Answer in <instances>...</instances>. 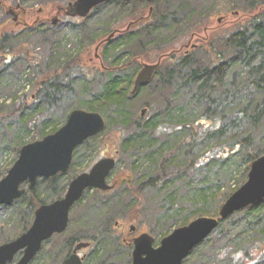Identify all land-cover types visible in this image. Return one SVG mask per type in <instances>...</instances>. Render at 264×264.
I'll return each instance as SVG.
<instances>
[{
  "label": "trees",
  "instance_id": "1",
  "mask_svg": "<svg viewBox=\"0 0 264 264\" xmlns=\"http://www.w3.org/2000/svg\"><path fill=\"white\" fill-rule=\"evenodd\" d=\"M107 3L130 5L127 15L133 16L135 23L134 27L131 22L128 29L119 30L120 38L99 42L103 60L100 70H84L79 51L60 49L56 43L49 48L46 66L29 96L24 95L16 103L18 96L14 93L13 99L9 98L10 104L3 105L0 101L3 142L5 137L12 139L15 132L21 131L34 132L41 139L59 126L51 128L48 119L51 117L41 113L37 108L39 102H51L61 94L62 86L66 89L78 83L82 94L72 109L96 111L104 117L105 128L111 129L104 145L109 142L117 145L115 167L122 164L125 174L128 173L114 179L110 190H86L74 204L71 210L78 208L79 214L76 220L69 219L74 229L68 232L67 226L63 233L55 234L62 244V251L54 258L55 264H62L68 249L78 242L89 243L90 252L82 264H129L131 246L117 242L112 230L115 220L131 216L145 220L150 213L152 220H174L171 216L177 215L182 217L174 225L181 226L198 216L217 217L222 202L245 181L249 164L264 153V147L257 149L264 140V0H152L151 4L111 1L93 8L84 20ZM142 5L152 7L146 16L140 13ZM228 9L247 17L237 20L231 32L212 34L202 47L169 55L171 64L165 67L160 64L148 83L156 77L157 86L151 88L156 100L141 104L149 114L146 117L139 114L135 100L147 86L131 93L139 67L135 53L176 41L177 35L166 37L165 30L172 32L177 28L182 36L192 34L206 25L212 14ZM80 26L82 33L92 35L94 29L90 26ZM22 29L18 33L22 39L19 47L0 39V69L17 59L38 66L41 58L30 51V35L50 44L58 42L56 25L51 24L49 33L39 30L37 25ZM87 39L90 44L94 41L92 36ZM114 48L121 50L114 53ZM130 58L137 63L133 70L131 61L128 62ZM27 101L34 103L30 105ZM20 139L18 149L36 140ZM240 158L245 172L243 181L236 182L231 179L230 168ZM73 159L74 154L70 166ZM59 176L48 178L53 194L48 202L36 185L31 190L26 188L21 198L13 202L20 205V228L11 238L27 230L38 206L64 195L65 191L56 189ZM220 183L233 185V189L219 194ZM5 207L0 205V209ZM263 215L264 200L220 220L183 262L190 258L192 264H264ZM164 225L169 230L170 224ZM155 226L161 229L163 225ZM9 238H3L0 233V244L10 241ZM99 246H108V250L100 254ZM19 255L20 252L15 258ZM45 262L50 264L52 259L46 258Z\"/></svg>",
  "mask_w": 264,
  "mask_h": 264
},
{
  "label": "rangeland",
  "instance_id": "2",
  "mask_svg": "<svg viewBox=\"0 0 264 264\" xmlns=\"http://www.w3.org/2000/svg\"><path fill=\"white\" fill-rule=\"evenodd\" d=\"M73 1L74 0H0V39L6 43L13 45L14 47H19L21 45L22 39L18 37V33L23 31V27L37 25L39 30H46L47 33H49L52 20L55 19L57 16V8H65L68 3ZM130 8V5L121 6L113 3H107L99 7L96 11L92 13V15L90 14L88 19L86 20L73 17H65L59 14V23L56 25L59 31L58 42H51L53 44H50L49 42H44L36 36H34L35 38H33V36L30 35V51L34 55L39 56L41 59H39L38 66H34L32 62L17 59L14 60L12 64L8 67L4 66V68L0 69V89H3V92L0 94V101L2 102V104H10V102H12L11 99H13L14 93H16V97H19H17L15 101L16 103L21 102V97L23 98L24 95L29 96L30 92L32 91V88L36 84L38 75L44 70V67L46 66L47 61L45 62V60H47V53L49 51V48L51 46H56V43L60 44V49L64 48V50H70L73 53L79 51L81 54L80 57L82 59L81 65L84 70H100L103 61L101 58L102 46L101 44L99 45V47L97 46L100 41L107 38V36L111 34L114 30L116 32L114 31L112 37H114L115 39L120 38V33L118 32L119 30H126L130 27H127L128 24H130L135 19L133 16L127 15L130 12ZM148 8V5H142L140 7V13L146 16L147 12H149ZM10 9L18 13L19 16L17 17L15 14H11V12H8L10 11ZM21 9L25 11L24 14L20 13ZM245 17L247 16H243V14L241 13L234 14L228 9L212 14V16L208 20V23L194 31V33L192 34L189 33L185 36H182V34H180L181 30L177 28L174 29V31L172 32H168L167 30H165L166 37H172L173 35H177L176 41L172 42L169 45L165 44V47H162L161 45V48H158L156 47L158 45H153L151 50L146 49L145 51H138L137 54L135 53V60L139 65L137 72L143 64L156 63V61L161 56H164L169 53L179 54V52L180 54H182L185 51L184 49H186L184 45L188 42L190 43V47H187L188 50L190 48H193L194 46L195 49L202 47L204 43L210 41V36L212 34H220L223 31L231 32L232 29H234L235 27V22L237 20H243ZM14 18H16L15 21ZM39 21L44 23H40ZM134 23L135 22H132L131 26H133ZM80 25H82L83 27L90 26L89 28L94 29L93 31H91L92 35L90 34V32L86 35L85 33H82V28ZM90 36L94 38V41L91 44L90 41L87 39ZM117 40H115V42ZM120 46L121 44L119 43L118 47ZM181 47L184 48L181 49L179 52H176V50ZM116 48H114L113 52H120L121 49ZM168 56H164L161 58V64L164 67L167 66V64H171V61L168 59ZM131 58L128 59V62L131 61L130 69L133 70L137 68V63H133L135 60L132 59V61ZM144 86H147V89H144L142 93L137 96V99L135 100V105L138 106L139 114L141 110H145L143 115L146 117L149 112L146 107L141 106V104L143 101L146 100L150 102H154V100H156V95L151 89L154 88V86H157L156 77L153 79L151 84H146ZM81 90L82 86L78 83H73L72 85L70 84L66 89L64 88V86H62L61 94L57 97V99H54L51 102H48L47 100L39 102L40 105L37 108L41 111V113H43L44 116L50 115L51 117L48 118L51 128L58 126L60 127L64 124L68 114L72 110V107L76 106L78 98L82 94ZM9 92L12 95L7 96ZM183 93L184 91L181 92V94ZM27 102L30 103V105L34 103H31V101ZM66 113H68L67 116ZM13 131L14 130H11L10 132L12 133ZM110 132L111 129L109 127H106L105 130L100 132L98 136L85 141L83 144L76 148L75 152L73 153L74 164L70 166V169L66 174H61V176L57 178L56 189L66 191V188L68 186L67 181L69 183V180L74 175L76 176L82 172L88 171L97 160L103 157H113L118 162L117 145L112 142H109L106 146L104 145V140L110 134ZM37 137L38 136H36V133L34 132L28 133V131H21L15 132V135L12 139H10L9 137H5L4 142L2 139H0V176L2 175L1 173L4 172L6 166L10 162H12L14 158H17L20 149H18L17 146L19 145V141H21L20 138H24L23 140L24 142H26L33 138L39 140L40 138L37 139ZM263 147L264 140L262 139L261 142L258 143L257 149L262 150ZM121 166L122 164L118 167L116 166L111 171L107 179V182L110 185L114 182V179L116 180V178L118 179L120 175L125 174V170H123ZM230 170L233 171V177H231V179L233 178L236 182H239L240 180L243 181L245 164L243 160L241 161V158L234 161V165L231 166ZM35 185L39 190L41 197L45 201L48 202L53 197L51 190L52 184L50 183L49 179L38 178ZM23 187L27 188L26 184H24ZM217 187L220 190L219 194H225V192H227L228 190L233 189V185L227 186L223 183H220ZM77 209L75 208L70 210L69 219H77L79 215ZM19 213L20 205L16 203H11L10 205H6L5 208L0 209V233L2 234L3 238L10 237L9 239L12 240L13 238L11 237L18 232L20 228V222L18 220ZM171 217L174 220H152L153 215L150 213L148 214L147 219L145 220H136L133 218V216L128 217L126 219L119 218V220L117 219L114 221L112 230L115 234L114 237L117 239L118 243H126L128 241H131L132 238L140 235L141 233H148L154 239L153 245L157 246L159 240L163 236H165L162 235V233H165L167 231L171 232L175 227H177L174 225V223L178 222L182 216L172 215ZM91 219H94V215L91 216ZM157 223L163 225L161 229H159L160 227H158L159 230L155 226ZM164 223L170 224L169 230L166 228ZM74 227V224L69 222L68 232L72 231ZM58 239L59 236L54 235L48 241H46L42 246V249L32 260V262L34 264L35 262L36 264H45L46 258L50 257L52 259V262H50V264H55L54 258H56V256L58 255L56 253L58 251H62V244L59 242ZM130 249L132 250V245ZM107 250L108 246H99L100 254H104ZM82 252L88 254L90 252V249H84ZM17 258L18 257H16L15 259ZM181 264H192V260L189 258Z\"/></svg>",
  "mask_w": 264,
  "mask_h": 264
},
{
  "label": "water",
  "instance_id": "3",
  "mask_svg": "<svg viewBox=\"0 0 264 264\" xmlns=\"http://www.w3.org/2000/svg\"><path fill=\"white\" fill-rule=\"evenodd\" d=\"M111 1L151 3L152 0H74L67 4L66 15L85 18L96 6ZM151 10L152 7L149 8V12ZM55 23L56 20L53 19L52 24ZM129 26L130 24L127 27ZM113 34L114 32L106 41ZM189 44L186 43L184 47L187 48ZM164 56L156 63L142 65L133 80L132 94L152 80ZM144 112V109L141 110L142 116ZM105 126L106 121L99 112L75 108L56 131L22 145L17 158L0 179V205H10L21 198L26 190L24 184L31 190L38 178L48 179L56 174L68 172L74 150L85 140L102 132ZM115 165L116 160L113 157L97 160L88 171L71 179L61 198L38 206L27 230L14 239L0 244V264H30L45 241L66 230L70 210L86 190L111 189L112 186L107 179ZM262 200H264V153L249 164L245 181L222 202L217 217L198 216L185 225L177 226L163 236L157 246L153 245L152 236L141 233L132 240L129 264H181L191 250L217 227L220 220ZM88 245V242H78L62 264H81L83 258L78 256L77 251ZM19 252V258L15 260Z\"/></svg>",
  "mask_w": 264,
  "mask_h": 264
},
{
  "label": "flooded vegetation",
  "instance_id": "4",
  "mask_svg": "<svg viewBox=\"0 0 264 264\" xmlns=\"http://www.w3.org/2000/svg\"><path fill=\"white\" fill-rule=\"evenodd\" d=\"M20 10V9H19ZM57 13H56V18H55V20H56V23L55 24H52V25H57L58 23H59V18H58V16H59V14H61V15H63V16H65V17H70V16H68V15H66V7L65 8H62V7H58L57 8ZM10 12H11V14H15L17 17L19 16V14L18 13H16L14 10H12V9H10ZM20 13H22V14H24L25 13V11H23L22 9H21V12ZM73 18H78V19H84V18H81V17H78V16H75V17H73ZM86 18V17H85ZM40 22V21H39ZM40 23H44V22H40ZM99 45H100V43L98 44V46L97 47H99ZM190 47V46H189ZM192 47V46H191ZM184 48V47H183ZM182 48V49H183ZM186 48V47H185ZM180 51V48L178 49V50H176V52H179ZM69 184V183H68ZM69 222V221H68ZM132 240H133V238H132ZM132 240L131 241H128L127 242V244L129 245V246H131L132 245ZM46 242V241H45ZM77 243H75L70 249H68V256L72 253V250H73V248H74V246L76 245ZM87 248H89V245H88V247H86V248H82V249H80V250H78L77 251V254H78V256L79 257H82L83 258V260H82V263H83V261H84V258H85V253H83L82 251L84 250V249H87ZM132 251V250H131ZM81 263V264H82Z\"/></svg>",
  "mask_w": 264,
  "mask_h": 264
}]
</instances>
